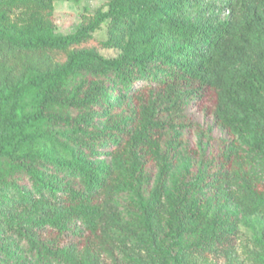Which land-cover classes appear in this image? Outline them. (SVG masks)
<instances>
[{
    "label": "trees",
    "instance_id": "1",
    "mask_svg": "<svg viewBox=\"0 0 264 264\" xmlns=\"http://www.w3.org/2000/svg\"><path fill=\"white\" fill-rule=\"evenodd\" d=\"M54 12L0 0V264H139L131 244L188 264L229 247L264 208V0H106L70 35ZM20 51L50 66L12 77L1 61Z\"/></svg>",
    "mask_w": 264,
    "mask_h": 264
},
{
    "label": "rangeland",
    "instance_id": "2",
    "mask_svg": "<svg viewBox=\"0 0 264 264\" xmlns=\"http://www.w3.org/2000/svg\"><path fill=\"white\" fill-rule=\"evenodd\" d=\"M106 0H82L79 3H74L70 0H55V17L57 19L56 34L58 35H70L76 32L82 23L83 14H95L96 10L105 4ZM107 9V8H105ZM227 15V13L225 14ZM105 29V28H104ZM104 29L100 30L96 35L102 36ZM116 54L115 52H113ZM16 56L11 59H3L1 61L7 68L11 70V76L19 78L29 72H38L46 70L50 64L42 62L44 56L41 53H28V52H16ZM194 112L196 109L193 110ZM195 120L200 124V129H206L210 132V136L213 139L229 140V136L225 131L213 125L211 119H207L204 114L198 112ZM189 135V143L192 147L198 148L199 145L204 144L201 141V135L198 131L194 130ZM201 146V149L203 147ZM188 167V159L182 154L179 158V166L173 174V178L177 173ZM231 213H235L236 204L230 203L227 206ZM264 208L259 212L251 215L246 223L239 225L235 236L230 240L231 245L225 248H219L218 246L213 249L211 255L206 258L191 257L188 264H264L262 254L263 248L256 242V236H263L264 238ZM132 255L137 259L139 264H155L151 257H149L146 251L136 245L130 246ZM115 258L121 260L122 253L117 251ZM106 264H115L114 261L107 258ZM187 264V263H186Z\"/></svg>",
    "mask_w": 264,
    "mask_h": 264
}]
</instances>
